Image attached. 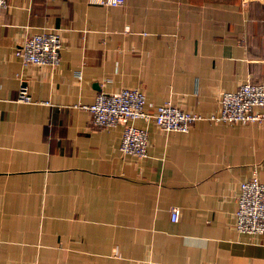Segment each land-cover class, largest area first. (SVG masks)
Masks as SVG:
<instances>
[{"label":"crops","instance_id":"1","mask_svg":"<svg viewBox=\"0 0 264 264\" xmlns=\"http://www.w3.org/2000/svg\"><path fill=\"white\" fill-rule=\"evenodd\" d=\"M96 1L0 9V264H264V240L234 226L240 184L264 183V123L138 120V160L120 153L122 127L83 108L135 88L148 108L217 114L222 93L264 82V0ZM43 30L61 34L54 70L13 54Z\"/></svg>","mask_w":264,"mask_h":264},{"label":"built area","instance_id":"2","mask_svg":"<svg viewBox=\"0 0 264 264\" xmlns=\"http://www.w3.org/2000/svg\"><path fill=\"white\" fill-rule=\"evenodd\" d=\"M9 0H0V9ZM100 5L119 6L124 0H97ZM61 34L57 30H43L26 35L13 48V54L22 65L56 69L60 63ZM17 102L32 103L25 84H21ZM219 111L215 115L185 112L170 102L148 108L146 98L139 89L124 88L114 93L100 92L93 104L83 108L90 114V122L97 128L122 127L120 153L138 160L147 156V128L134 125L138 120L153 124L164 133H187L198 121L209 120L228 124L264 123V82H247L234 91L224 92L218 99ZM170 221L176 222L177 207L170 209ZM235 229L242 234L258 236L264 240V183L256 175L240 184L235 213Z\"/></svg>","mask_w":264,"mask_h":264}]
</instances>
